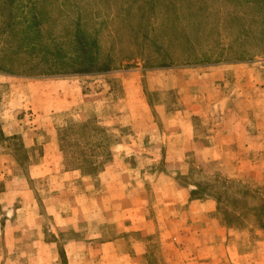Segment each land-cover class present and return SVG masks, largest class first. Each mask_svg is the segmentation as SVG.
<instances>
[{"label": "rangeland", "instance_id": "374dc122", "mask_svg": "<svg viewBox=\"0 0 264 264\" xmlns=\"http://www.w3.org/2000/svg\"><path fill=\"white\" fill-rule=\"evenodd\" d=\"M216 176L264 196V0H0V264H264Z\"/></svg>", "mask_w": 264, "mask_h": 264}, {"label": "trees", "instance_id": "16d2710c", "mask_svg": "<svg viewBox=\"0 0 264 264\" xmlns=\"http://www.w3.org/2000/svg\"><path fill=\"white\" fill-rule=\"evenodd\" d=\"M77 33L74 35L71 72L87 75L111 70V63L108 60L99 63V55L95 52L97 48L87 42L84 35ZM194 186L195 190L190 193V198L213 199L217 213L227 227H243L245 220L252 217L255 225L264 229V196L261 192L236 185L233 181L220 180L219 176H216L212 183H194Z\"/></svg>", "mask_w": 264, "mask_h": 264}]
</instances>
